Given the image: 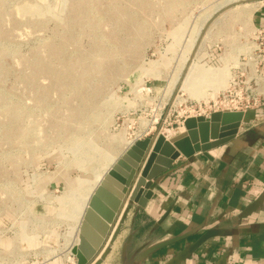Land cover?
Segmentation results:
<instances>
[{"label":"rangeland","instance_id":"374dc122","mask_svg":"<svg viewBox=\"0 0 264 264\" xmlns=\"http://www.w3.org/2000/svg\"><path fill=\"white\" fill-rule=\"evenodd\" d=\"M263 12L264 0H0V264L76 262L98 154L177 130L254 52ZM248 110L264 116V96ZM134 204L88 264H120L128 234L126 261L152 238Z\"/></svg>","mask_w":264,"mask_h":264},{"label":"crops","instance_id":"0c3cea01","mask_svg":"<svg viewBox=\"0 0 264 264\" xmlns=\"http://www.w3.org/2000/svg\"><path fill=\"white\" fill-rule=\"evenodd\" d=\"M257 19H264V12ZM260 111H245L234 138L208 149L210 157L200 151L179 156L152 180V196L145 207L134 204L131 213L151 228L152 238L144 242L143 237L134 258L126 261L128 234L120 264H264Z\"/></svg>","mask_w":264,"mask_h":264},{"label":"water","instance_id":"95a60500","mask_svg":"<svg viewBox=\"0 0 264 264\" xmlns=\"http://www.w3.org/2000/svg\"><path fill=\"white\" fill-rule=\"evenodd\" d=\"M243 111H214L207 117L188 116L184 129L173 135L155 132L135 141L112 165L91 195L79 227V242L72 252L76 264H88L100 249L124 199L145 207L152 196V180L173 165L179 156L189 157L230 141L237 133Z\"/></svg>","mask_w":264,"mask_h":264},{"label":"built area","instance_id":"2783aa9c","mask_svg":"<svg viewBox=\"0 0 264 264\" xmlns=\"http://www.w3.org/2000/svg\"><path fill=\"white\" fill-rule=\"evenodd\" d=\"M254 30L256 31L254 52L248 54L242 67H238L235 73L231 74L226 85L216 92L214 98L206 101L195 100L198 105L186 110L181 118V123L185 117L198 115L207 117L214 111L245 112L251 107V104L259 101V96H264L262 89L264 86V19L258 23ZM72 264L76 263L72 260Z\"/></svg>","mask_w":264,"mask_h":264},{"label":"bare ground","instance_id":"6f19581e","mask_svg":"<svg viewBox=\"0 0 264 264\" xmlns=\"http://www.w3.org/2000/svg\"><path fill=\"white\" fill-rule=\"evenodd\" d=\"M215 70V69H214ZM219 70V69H218ZM264 70V69H263ZM207 73V72H206ZM205 73V74H206ZM209 73V72H208ZM213 74V73H212ZM211 74V75H212ZM223 74H224V72H223V70L221 69V71L218 73V76L216 75V77L214 78V80H215V89H211V90H213V96H212V98H214V96H215V94H216V92L219 90V89H221V88H223V87H221V88H218V89H216V87L217 86H220L221 84H222V81H223ZM208 75V74H207ZM207 75H205V77L207 76ZM211 75H209V76H211ZM214 75V74H213ZM214 77V76H213ZM207 78V77H206ZM213 87V86H212ZM209 99H211V98H209ZM203 100H208V99H203ZM244 116V115H243ZM183 128H184V125H182L181 126V130L183 131ZM160 131H162V132H165V133H167V135H169L170 133H171V131L170 130H160ZM128 145L126 146V148L121 152L122 154L116 159L114 156H113V153H105V154H103V155H100V154H98L99 155V160L101 161V164H103V169H102V174H101V176H100V178H101V180L103 179V177L105 176V174L109 171V169L112 167V165L127 151V148L129 147V146H131L132 145V141H128V143H127ZM111 151V150H110ZM84 156V155H83ZM94 156V155H93ZM98 157V156H97ZM101 182V181H100ZM100 182L95 186V188L93 189V191H92V194H93V192L95 191V189H96V187L100 184ZM91 194V195H92ZM91 195H90V198H91ZM90 198H89V200H90ZM88 205H89V201H88V204H87V207H88ZM87 207L85 208V210L83 211V214H82V218H81V221H82V219H83V215H84V213H85V211H86V209H87ZM81 221H80V224H81ZM80 224H79V226H78V242H79V234H80V231H79V227H80ZM73 237H72V239H71V241H70V246H71V244H72V242H73ZM77 245H78V243H77ZM69 254H70V252H69ZM71 255V254H70ZM75 256V255H74ZM74 256L73 255H71V257H70V259L72 260L73 258H74ZM75 261H76V256H75ZM74 262V261H73ZM74 263H76V262H74Z\"/></svg>","mask_w":264,"mask_h":264}]
</instances>
